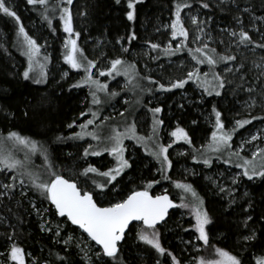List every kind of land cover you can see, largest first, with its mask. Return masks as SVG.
<instances>
[{"label":"trees","instance_id":"trees-1","mask_svg":"<svg viewBox=\"0 0 264 264\" xmlns=\"http://www.w3.org/2000/svg\"><path fill=\"white\" fill-rule=\"evenodd\" d=\"M64 9L94 76L106 78L104 74L113 63L131 64L145 88L151 85L154 89L152 95L147 94L146 104L160 107L161 132L175 127L187 132L189 143L175 146L188 153L177 157L169 152L171 168L166 179L192 183L203 199L207 239L199 253L190 246L187 251L183 248V240L191 237L190 215L179 216L182 207L175 197L177 192L165 178L155 181L156 162L140 148L125 152L129 167L107 185L103 198L95 190L92 194L97 204L109 205L110 199L121 201L153 182L151 193L166 191L174 197L176 209L158 226V248L134 234L131 225L118 250L103 253L83 232L58 217L47 192L38 189L41 183L64 176L74 180L81 191H89L87 186H94L96 179L90 172L82 174L84 166L79 158L85 156L96 167L110 157L106 152L97 157L88 151L85 154L76 139L84 113L89 112V90L79 83L81 73L63 59ZM175 16L184 31L180 34L174 29ZM21 30L50 59L45 84L25 78L26 58L17 48ZM197 30L202 31L198 40ZM229 66L233 71L224 73ZM262 68L264 0H0V138L11 137L4 145L10 156L18 157L20 150L36 154L28 174L26 169L2 166L14 180L21 178L27 191L21 194L11 187L0 198V264L14 263L12 246L20 248L26 263L33 260V264H169V258L182 264L190 256L214 248L233 255L238 264H264V170L241 174L236 184L221 191L204 175L215 178L225 168L237 171L236 167L191 159V152L200 150L208 140L215 117L226 125L232 118L236 125L246 121L243 129L264 121ZM246 86L262 94L254 91L256 104L251 112L243 109L249 93L241 91ZM111 110L108 115H117L123 105H111ZM14 136L18 138L12 143ZM257 154L248 156L253 159ZM182 166L192 168L197 176L180 177ZM43 172L45 179L41 178ZM3 177L0 172V180ZM160 186L167 188L160 190ZM30 199L37 207L47 205L60 238L41 229ZM77 234L92 251H99V256L89 255L85 260L73 239ZM65 235L70 237L66 243L60 240Z\"/></svg>","mask_w":264,"mask_h":264},{"label":"rangeland","instance_id":"rangeland-1","mask_svg":"<svg viewBox=\"0 0 264 264\" xmlns=\"http://www.w3.org/2000/svg\"><path fill=\"white\" fill-rule=\"evenodd\" d=\"M61 26L65 33V48H64V62L75 72H80V82L87 86L89 96L87 100V107L89 112L84 113L86 117L83 119V124L80 131L76 133V139L80 140L82 150L88 155L99 156L107 153L109 159L105 162H100L98 166L93 167L85 156H81L79 161L84 166L83 175L92 173V178L96 179V184L88 185V190L97 191L99 197L103 198L102 191L107 189V185L114 183L117 178L129 167L128 157L125 152L130 153L134 148H140L141 152L148 155L152 161L156 162L153 176L155 181L159 182L161 178L168 176L171 168V159L169 152L172 151L174 156H181L187 152L186 150L176 148L178 143H189L190 138L187 132L175 127L171 130L161 132L160 123V107H151L146 104V97L152 95L154 92L151 85L145 88L144 80H141L133 71L131 64L127 63H113L109 72L105 73L106 78L97 77L93 74V67L84 58L81 50L78 48L77 36L72 29V24L68 10L64 9L61 14ZM174 29L178 34L184 32L182 26L174 17ZM197 40L202 31L197 30ZM18 50L26 58L25 78L36 84H45L47 76V67L49 66V57L41 50H39L34 41L26 35L22 30L19 35ZM182 63V62H180ZM147 68V67H146ZM236 68L234 71L237 72ZM260 68H257V70ZM232 67L223 70L224 73H231ZM118 72L117 74H114ZM235 72L233 74H235ZM261 86L264 85V70L261 69L260 74ZM103 79V81H102ZM243 85V84H241ZM156 91H158L156 89ZM262 95L257 92L255 88L244 87V91L249 93L247 96L243 109L245 112H251L253 106L256 104V95ZM251 93V94H250ZM153 98V96H151ZM264 98V95H263ZM123 105V111L117 115L110 116L111 105ZM209 120V119H208ZM251 120H249L250 122ZM219 116L214 118L212 130L208 140L198 151L191 152L192 160L194 162H201L205 164L221 163L226 166H234L236 170L225 168L217 177L212 175H204L205 180H209L221 191L230 189V186L236 184L241 174L249 176L258 174L264 170V121L253 122L250 126L243 129L248 123L245 121L236 125V119L232 118L229 125L225 124ZM243 129V130H241ZM80 136H79V135ZM73 136V135H72ZM71 137V136H70ZM13 137L12 143L15 142ZM72 138V137H71ZM84 138H87L86 140ZM84 139V140H83ZM11 137L7 136L0 138V172L4 177L0 180V198L6 196L8 188L16 187L21 194H25L27 186L21 178L14 180L13 174L7 171L12 167L22 169L29 173L28 168L32 166L36 154L34 152L26 153L19 152L18 157L8 154L4 151V145L10 141ZM22 140V139H21ZM21 145L20 141H18ZM20 149V148H17ZM90 149V150H89ZM240 151H244L241 153ZM258 153V154H257ZM86 154V153H85ZM250 159L252 155H256ZM250 157H249V156ZM105 163V164H104ZM5 166L7 169L2 168ZM103 166V167H102ZM204 166H201V168ZM182 175L180 177L187 178L188 176H197L192 168L182 166ZM41 178H47L45 172L41 173ZM158 175V176H156ZM81 176H79V179ZM178 178H167L166 184L172 185L177 192L179 198V205L182 207L179 210V216L188 217L190 239H185L182 242L184 249L190 246L191 251L199 253L202 244L206 243L205 227L208 223V216L204 207L203 199L192 183L179 181ZM54 180V179H53ZM52 181L41 183L39 190L46 191L49 200L50 188ZM44 181V180H43ZM103 183H105L103 185ZM155 183H145L143 189L137 190L143 193H150V189ZM150 187V188H149ZM166 186H160V190H166ZM113 191V189L111 190ZM155 194V193H154ZM190 203H187L186 201ZM111 201V202H110ZM110 204L120 202V200H109ZM30 204L37 214L39 226L46 232H51L55 238H60L62 234L55 225V221L48 213L47 205L37 207L30 199ZM34 204V206H33ZM109 204V205H110ZM52 207V205H51ZM54 211V210H53ZM55 212V211H54ZM186 212V213H185ZM188 228V227H187ZM80 230V229H79ZM81 231V230H80ZM82 232V231H81ZM134 234L145 240L148 244L154 247L158 245V227L144 228L140 223L133 224ZM86 236V235H85ZM77 234L73 237L75 239L79 251L85 260H88L89 255L95 258L99 256V251H92L90 247L85 244L84 240L80 239ZM88 239V237L86 236ZM70 237L65 235L60 240L66 243ZM89 240V239H88ZM90 241V240H89ZM82 244V245H81ZM81 245V246H80ZM186 248L185 251H187ZM210 251L202 252L190 256L182 264H238L237 259L233 255L227 253L225 250L209 249ZM186 253V252H185ZM10 258L14 261L13 264H33V260L27 262L24 260L20 248L12 246ZM169 264H174L169 258Z\"/></svg>","mask_w":264,"mask_h":264},{"label":"water","instance_id":"water-1","mask_svg":"<svg viewBox=\"0 0 264 264\" xmlns=\"http://www.w3.org/2000/svg\"><path fill=\"white\" fill-rule=\"evenodd\" d=\"M49 200L58 217L80 229L106 254L118 250L131 225L158 227L177 207L174 197L166 191H133L118 203L99 205L92 192L81 191L74 180L64 176L53 180Z\"/></svg>","mask_w":264,"mask_h":264},{"label":"flooded vegetation","instance_id":"flooded-vegetation-1","mask_svg":"<svg viewBox=\"0 0 264 264\" xmlns=\"http://www.w3.org/2000/svg\"><path fill=\"white\" fill-rule=\"evenodd\" d=\"M150 193H151V191H150Z\"/></svg>","mask_w":264,"mask_h":264}]
</instances>
